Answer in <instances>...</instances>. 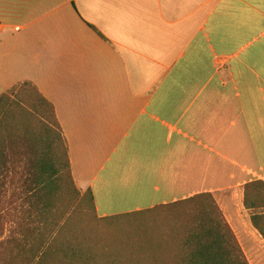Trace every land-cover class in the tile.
<instances>
[{"label":"crops","instance_id":"1","mask_svg":"<svg viewBox=\"0 0 264 264\" xmlns=\"http://www.w3.org/2000/svg\"><path fill=\"white\" fill-rule=\"evenodd\" d=\"M23 81L99 217L224 190L248 213L264 182V0H0V94Z\"/></svg>","mask_w":264,"mask_h":264},{"label":"trees","instance_id":"2","mask_svg":"<svg viewBox=\"0 0 264 264\" xmlns=\"http://www.w3.org/2000/svg\"><path fill=\"white\" fill-rule=\"evenodd\" d=\"M21 119L26 127H30L32 120H37L38 128L32 134L40 146L35 162L29 161L28 167L25 163L24 171L32 176L23 182L21 188L27 189L29 196L35 195L45 210L50 211L56 200L65 206L74 199L76 202H87L92 212L96 213L91 191L88 189L81 193L74 184L67 142L54 106L32 82L17 83L0 94V172L10 170L7 152L12 148L8 134ZM1 179L0 224H3L0 237L6 230L10 234L8 240L13 239L18 248L15 256L25 250L27 256H31L18 264H42L44 256H62L74 264H249L216 200L208 192L140 211L99 218L111 220L121 215L140 217L144 228L136 235L119 240L106 241L98 235L89 236L81 224L82 216H74L71 209L59 214L52 229L53 233L56 228L58 235L66 228L64 238L56 245L54 237L53 240L19 245L25 241L27 233H21L25 228L20 223H16V228H5L1 198L6 193V182ZM243 205L250 211L251 225L264 240L263 181L253 180L244 185ZM65 210L68 208L65 207ZM148 219L154 224L147 229ZM15 231L21 233L22 242L11 235Z\"/></svg>","mask_w":264,"mask_h":264},{"label":"rangeland","instance_id":"3","mask_svg":"<svg viewBox=\"0 0 264 264\" xmlns=\"http://www.w3.org/2000/svg\"><path fill=\"white\" fill-rule=\"evenodd\" d=\"M38 114L41 115L40 112ZM37 128L38 122L36 119L32 120L30 127H26L21 119L20 122H16L13 125V128H10L8 135L9 141H11L9 144L12 149H9L7 152V163L10 166V170L4 173L0 172V177L6 182L4 189L6 193L1 198L3 203L1 204V209L4 212L3 219L6 222L5 228H16V223H20L21 227L25 228L21 233H27L25 234L27 238L23 242V237H19L21 236L19 231L11 234L22 242L19 245L44 242L45 239L53 240V237L55 238L54 243L56 245L60 239L64 238L66 228H63V233H59L58 235L57 229L55 228L53 233L52 229L55 227L59 214L67 211L70 212L71 209L74 211V216H82L81 224L86 234L89 236L98 235L100 239L104 238L106 241L119 240L126 236L136 235L137 232H140L144 228L143 226L145 225L140 221V217L138 216L121 215L119 218L111 220L99 219L101 217L97 213L92 212L87 202H76L74 199L70 200L65 206L56 200L55 205L48 211L43 209L41 201L35 195L29 196L27 189L21 187H23V182L32 176L29 175L30 173L27 170L24 171L25 163L27 164L29 161L34 163L37 153L40 151V146L32 134ZM213 197L225 220L234 232L248 263L264 264V240L251 225L250 211L246 213L238 205V194L230 190H224ZM35 206H37V209ZM65 207L68 210H65ZM146 222L148 227L145 228H152L154 222L151 219H148ZM2 224H0V232ZM9 235L4 230L2 237H0V263L18 264L20 260L29 259L31 256H27V250L24 253L22 251L18 252V255L15 256L18 248L13 239L8 240ZM27 247L28 245H26V249ZM43 259L42 264H74L68 262L62 256L51 258L50 256H44Z\"/></svg>","mask_w":264,"mask_h":264}]
</instances>
